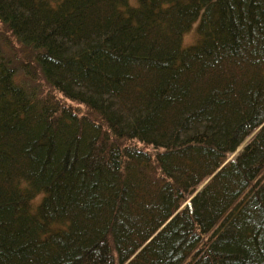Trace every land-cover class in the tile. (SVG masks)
I'll return each instance as SVG.
<instances>
[{
	"label": "trees",
	"instance_id": "1",
	"mask_svg": "<svg viewBox=\"0 0 264 264\" xmlns=\"http://www.w3.org/2000/svg\"><path fill=\"white\" fill-rule=\"evenodd\" d=\"M0 264H264V0H0Z\"/></svg>",
	"mask_w": 264,
	"mask_h": 264
},
{
	"label": "rangeland",
	"instance_id": "2",
	"mask_svg": "<svg viewBox=\"0 0 264 264\" xmlns=\"http://www.w3.org/2000/svg\"><path fill=\"white\" fill-rule=\"evenodd\" d=\"M132 3L134 2V0H130ZM192 33H187L185 36H184V41L185 42H188V43H190L191 41H192Z\"/></svg>",
	"mask_w": 264,
	"mask_h": 264
},
{
	"label": "bare ground",
	"instance_id": "3",
	"mask_svg": "<svg viewBox=\"0 0 264 264\" xmlns=\"http://www.w3.org/2000/svg\"><path fill=\"white\" fill-rule=\"evenodd\" d=\"M245 142H246V140H245V141H244V142H243V143L237 148L236 152H238V151L242 148V146L245 144ZM224 162H226V161H224ZM167 221H168V220H167ZM167 221H166V222H167ZM161 227H162V226H161ZM161 227H160V228H161ZM160 228H159V229H160ZM159 229H158V230H159ZM158 230H157V231H158ZM157 231H156V232H157ZM156 232H155L151 237H153V236L156 234Z\"/></svg>",
	"mask_w": 264,
	"mask_h": 264
}]
</instances>
